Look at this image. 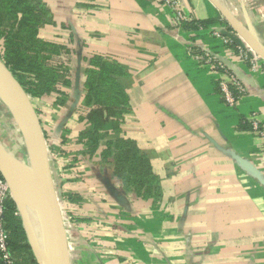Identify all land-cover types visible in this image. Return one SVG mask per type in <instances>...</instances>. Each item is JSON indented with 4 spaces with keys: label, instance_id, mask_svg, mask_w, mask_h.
Returning a JSON list of instances; mask_svg holds the SVG:
<instances>
[{
    "label": "crops",
    "instance_id": "crops-1",
    "mask_svg": "<svg viewBox=\"0 0 264 264\" xmlns=\"http://www.w3.org/2000/svg\"><path fill=\"white\" fill-rule=\"evenodd\" d=\"M40 2L55 22L40 38L67 47V57L74 52L69 85L58 84L63 94L33 102L70 264H264V186L241 165L264 178L259 143L242 127L251 113L264 121V72L253 71L223 35L233 31L217 9L208 0H182L188 18L178 28L155 0ZM190 49L212 52L239 76L246 94L236 108L224 107L218 73L195 62ZM92 56L124 70L118 81L129 100L119 127L103 125L93 151L83 140L93 131L83 88ZM118 139L148 160L146 191L118 177Z\"/></svg>",
    "mask_w": 264,
    "mask_h": 264
},
{
    "label": "trees",
    "instance_id": "trees-1",
    "mask_svg": "<svg viewBox=\"0 0 264 264\" xmlns=\"http://www.w3.org/2000/svg\"><path fill=\"white\" fill-rule=\"evenodd\" d=\"M10 22L13 23L14 32L5 28L10 26ZM208 23H196L195 28L197 25L205 27ZM54 24L53 15L40 0H0L1 57L32 102L58 90L60 80L54 71L66 68H63V64L54 65V60L58 56V49L67 55V48L44 41L39 36L40 29ZM61 70L58 74L64 73ZM124 74L118 64L104 60L101 56H92L88 60L83 88L86 92V105L92 106L87 119L93 131L86 134L83 140L92 151L99 145L103 125L110 123L118 128L129 109L126 91L118 81ZM68 77L65 75L61 80L64 86L69 85ZM57 93L63 94L60 89ZM242 127L244 130L249 128L247 124H242ZM111 145L112 143H107L104 151L107 155H110ZM114 150L112 158L118 177L129 186H134L137 191H146V186L152 181V174L145 156L133 142L126 139H118L114 143ZM3 221L8 234V247L16 264H37L21 218L10 198L5 202Z\"/></svg>",
    "mask_w": 264,
    "mask_h": 264
},
{
    "label": "bare ground",
    "instance_id": "bare-ground-1",
    "mask_svg": "<svg viewBox=\"0 0 264 264\" xmlns=\"http://www.w3.org/2000/svg\"><path fill=\"white\" fill-rule=\"evenodd\" d=\"M208 1L222 13L240 38L251 47V50L257 53L258 57L264 59V12H253L254 8L252 10L244 5L245 0ZM0 106L9 116L15 135L17 133L16 151L21 152L24 156V160L20 162L12 155L11 150L5 149L7 153L0 150V171L19 213L24 218V227L39 262L41 264H56L51 249L48 247L44 229L41 230L43 238L38 240L34 225L35 222L37 223L38 217L41 219L42 211L47 209L45 194L36 169L35 143L24 122L18 99L1 77Z\"/></svg>",
    "mask_w": 264,
    "mask_h": 264
},
{
    "label": "water",
    "instance_id": "water-1",
    "mask_svg": "<svg viewBox=\"0 0 264 264\" xmlns=\"http://www.w3.org/2000/svg\"><path fill=\"white\" fill-rule=\"evenodd\" d=\"M231 28L233 31L232 33H223V35L227 36L230 39V42L244 49V47L246 46L245 43H243V41L240 39V36L237 34L235 29L233 27ZM236 76L240 80L239 76L238 75ZM0 77L6 82V84L9 86L11 91L18 99L22 109L24 122L26 123L30 135L32 136V139L34 140L35 143L36 169L38 176L40 178V184L45 194V202L47 206V209H44L42 211L41 219L38 217V219H36L37 223L35 222L34 224L37 238L38 240H41L43 238V232L41 230L44 229L48 247L49 249H51L50 251L52 252L55 263L70 264L66 233H65L66 231L57 201L55 186L51 176L47 145L45 142L44 134L42 132L43 131L42 127L40 125L38 116L33 106V102L30 96L25 92L23 87L16 80L15 76L6 67L5 63L1 59H0ZM0 150L4 153H7V151L4 149V147L1 144H0ZM241 165L246 171H248V173H250L252 177L257 179L264 186V178H262V176L258 171H256L251 165L247 163H241ZM10 197H11V193H10ZM12 201L16 206L15 201L13 199ZM16 209L18 211L17 206ZM17 214L21 218L22 226L27 236L29 245L34 252L33 255L37 260V263L40 264L37 256L35 255V251L33 249V246L31 245L26 229L24 227V218L19 213V211Z\"/></svg>",
    "mask_w": 264,
    "mask_h": 264
},
{
    "label": "built area",
    "instance_id": "built-area-1",
    "mask_svg": "<svg viewBox=\"0 0 264 264\" xmlns=\"http://www.w3.org/2000/svg\"><path fill=\"white\" fill-rule=\"evenodd\" d=\"M155 1L169 10L175 27L179 28L187 22L188 17L185 15L181 5L182 0ZM198 28H201V26H198ZM224 43L227 44L228 41L225 40ZM243 50L244 49L241 48L239 49V56L241 59L247 61L251 65L253 71L262 72L261 69H258V66L254 64L249 54ZM188 52L195 62L218 73L216 88L224 107L228 109L236 108L246 94V90L238 77L212 52H199L193 49H190ZM242 124H247L249 126V132L259 143V152L264 155V121L259 120L255 113H251L248 118L242 119ZM8 198H10L9 187L0 171V264H16L8 247V234L4 228L3 221L5 202ZM71 249V247L68 248L69 254Z\"/></svg>",
    "mask_w": 264,
    "mask_h": 264
},
{
    "label": "rangeland",
    "instance_id": "rangeland-1",
    "mask_svg": "<svg viewBox=\"0 0 264 264\" xmlns=\"http://www.w3.org/2000/svg\"><path fill=\"white\" fill-rule=\"evenodd\" d=\"M244 5L246 7L251 8L252 10L254 8L253 12H255V13L256 12H259V13L264 12V0H245V4ZM215 9H217V8H215ZM217 11L219 12V15L222 17L223 21L225 23H227L229 25V27H232V25L229 23V21H227V19L222 15V13L218 9H217ZM251 16H253L252 13H251ZM12 24L13 23L10 22V26H5V28L12 29L13 28ZM14 31H15V28L12 29L11 32H14ZM60 39H61L62 43H64L65 45H68V41H69L70 37L68 36V33H65L64 36L60 37ZM240 39L243 41V43H245L242 38H240ZM245 45L248 48L247 51H249V56L252 58V61L254 62V64L258 66V69H261V71L264 72V59H261L260 57H258L257 53L253 52L251 50V47L248 46L247 43H245ZM61 46H63V45H61ZM69 48H71V47H69ZM73 50L74 49L72 48V51ZM1 54H2V52H1V48H0V59L4 62V60L1 57L2 56ZM56 54L58 56H56L57 58H55V60H54V65L56 64V66H58L60 64H63L64 65L63 68H65V67L68 68V64L70 66H72V63H70V62L74 58V52H73L72 57H71L70 54H69V57H67L65 52L63 50H61V49H58L56 51ZM64 55H66L65 58H64ZM60 57H62L63 59H60ZM66 68H65V70L64 69L63 70L57 69L56 71H54L55 74L58 76L57 79H59L60 81L61 80L63 81V78H65V75L68 77V74H67L68 72H67ZM71 69L73 70V67ZM60 70L62 72H64L63 74H65V75L58 74V71H60ZM16 80L18 81L17 78H16ZM16 135H17V133H16ZM16 135H15L14 127H13L12 123L9 120V116L4 111V109L0 106V144L4 147V149L11 150L12 155L22 162L24 160V156H23V154L21 152L16 151V147H15V144L18 145V143H16L17 141L15 140V138H17ZM10 148H12V149H10ZM10 199H11V197H10ZM17 213H18V211H17ZM31 245H32V243H31ZM33 249H34V247H33ZM31 250H32V248H31ZM32 253H34L33 250H32ZM35 255H36V253H35Z\"/></svg>",
    "mask_w": 264,
    "mask_h": 264
}]
</instances>
